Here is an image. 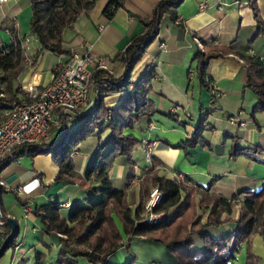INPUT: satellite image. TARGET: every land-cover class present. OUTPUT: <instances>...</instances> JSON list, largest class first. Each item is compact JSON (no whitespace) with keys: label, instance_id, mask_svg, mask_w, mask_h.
Masks as SVG:
<instances>
[{"label":"crops","instance_id":"obj_1","mask_svg":"<svg viewBox=\"0 0 264 264\" xmlns=\"http://www.w3.org/2000/svg\"><path fill=\"white\" fill-rule=\"evenodd\" d=\"M161 1L163 0H126L125 8L118 10L114 18L109 20L103 15L108 0H102L89 15L80 17L68 29L69 40L64 35L66 45L75 53H83L90 48L95 56L105 57L113 72L116 70L114 78L118 79L125 72V65L119 55L125 53L134 38L142 34L144 27L140 20L151 18ZM201 5H206V9L200 10ZM177 13V21L172 20L170 15L162 18L157 38L149 44L143 59L133 69L131 79L138 82L148 70H152L153 77L147 83V91L149 100L155 104L156 112L168 115L166 110L177 107L186 118H146L147 126H136L129 132L135 135L140 145L146 140H157L151 162L144 156L145 168L154 167L158 174L162 172V176L167 178L183 173L195 183L210 187L213 196L227 201H240V193L260 190L264 186V166L246 155H231L237 148L244 153H254L253 157L264 158V151L261 150L264 149V111L253 113L258 97L252 89L246 87L248 68L245 63L246 58L256 57L264 64V0H183ZM32 16V0H9L0 7V47L12 43V30L17 24L21 37L30 41L31 53L38 54L39 43L31 35ZM100 26H104V29L100 30ZM196 39L202 44L203 50L198 47ZM161 44L166 45V48L163 49ZM210 47L225 48L229 52L220 53L219 57L213 58L207 67L206 76L199 78V66L197 64L194 69V61L200 51L205 53V49ZM47 53L57 57L53 68L45 74L39 71L31 73L39 65L42 66L44 57H40L34 68H25L17 77L18 86L22 82H33L43 87L52 82L54 68L66 61L68 56L59 57ZM191 72L195 74L192 76ZM202 78L211 86H207ZM212 86L223 94L221 99L215 98L210 89ZM110 98L118 100L120 97L114 94ZM202 111H210L208 130L203 134L210 149L198 145L187 150L184 145L196 123L188 120L187 115ZM235 113L246 123L245 130H239L229 123V116ZM95 150L91 149L86 153L80 150L79 155L74 157L77 173L85 174ZM135 163L134 170H131L123 159H118L110 171L113 181L125 182L120 189L126 188L130 175L144 173L136 160ZM234 166L237 169L241 167L243 173L237 175L233 170ZM18 175L16 172L5 171L0 174L4 179L16 176L10 190L0 189L2 212L6 218L2 232L0 231V253L6 244L7 233H18L16 246L14 249H4L6 253L0 259V264H57L60 239L55 235H44L43 226L34 214L24 216L25 202L32 203L34 209L51 200L71 204V207L77 202L86 206L97 195L83 191L77 184L50 186L49 179L36 174L34 170L24 172L20 179ZM32 179L39 180V189L30 196H17L15 190ZM70 208H63V214L66 215ZM230 226H233L232 230ZM223 227L228 229L227 234L235 228L234 224H226L217 230H222ZM214 235L221 238L226 234L217 232ZM251 245L253 254L260 259L258 264H264L263 236H255ZM243 248L234 264L238 259L246 264V247ZM38 254H44V259L37 261ZM133 257L127 248H120L109 257L106 264H126L131 259L132 264H137ZM79 263L91 264L86 260H80Z\"/></svg>","mask_w":264,"mask_h":264},{"label":"trees","instance_id":"obj_2","mask_svg":"<svg viewBox=\"0 0 264 264\" xmlns=\"http://www.w3.org/2000/svg\"><path fill=\"white\" fill-rule=\"evenodd\" d=\"M99 1L32 0L31 35L39 43L34 66L43 52L59 57L73 56L75 52L66 45L65 32L80 17L89 15ZM125 2L126 0H108L103 15L109 20L113 19L118 10L125 8ZM182 2L183 0H163L151 18L139 17L144 27L142 34L136 36L125 53L119 55L122 60H125V56L128 57L127 69L118 79L111 77L105 80L102 79L104 73L99 74L102 99L97 102L93 111L74 116L72 122L76 118L78 124L73 133L68 125V129L43 147L24 146L17 153L22 158L52 153L53 161L60 170L50 186L77 184L83 191L97 195L86 206L80 202L72 207L70 204L71 208L69 207L66 215L62 211L64 204L57 200L35 207L33 214L40 220L43 234L55 235L61 241L57 264H80V260L91 264H106L118 249H129L131 240L135 237L164 243L177 255L179 264H234L242 254L243 246L246 247V264H258L260 261L253 254L251 244L257 234L264 238V186L260 190L239 194L240 220L231 233L218 238L210 229H218L228 223L230 218H224L223 214L232 215L234 205L222 197L212 196L210 187L195 183L196 188H184L175 178L152 173L154 167H151L143 169L146 178L142 183L143 189L137 195L128 189L132 175L128 177L125 189H116L110 176L118 159H123L134 170V152L140 141L129 131L134 130L143 118H151L156 113L155 104L149 100L147 91V83L153 77L152 70H148L138 82L131 79L130 73L143 59L149 44L157 38L162 18L170 15L172 20H178L177 10ZM228 52V49L219 47L206 48V54L200 51L196 56L199 78L206 76L207 67L213 58ZM245 63L248 68L246 87L252 89L258 97L253 113L264 111V64L256 57L246 58ZM24 71L18 45L12 41L9 45L1 46L0 111L7 107L6 99L18 97L17 77ZM114 94L120 97L118 107H113L106 101V98ZM200 115L193 133L185 142L184 148L187 150L198 145L210 149L209 142L203 137L208 130L210 111H202ZM108 130L111 134L105 144L96 148L85 174L79 175L75 171L73 153L89 136L96 134L101 137ZM231 155H246L254 162L264 165V158L253 157L255 154L252 152L244 153L236 148ZM185 177L187 181H193L190 177ZM154 187H158L162 193L160 203L154 208L155 214L175 210L179 216L171 214L166 221L149 225L143 223L142 214L145 198ZM27 203L28 201L25 202ZM133 205H136L134 210L131 208ZM203 208L207 210L203 211ZM17 238V231L8 232L5 249H14ZM5 253H0V259ZM36 258L37 261L43 260L44 254H38ZM126 264H132V259Z\"/></svg>","mask_w":264,"mask_h":264},{"label":"built area","instance_id":"obj_3","mask_svg":"<svg viewBox=\"0 0 264 264\" xmlns=\"http://www.w3.org/2000/svg\"><path fill=\"white\" fill-rule=\"evenodd\" d=\"M8 1L0 0V7ZM205 9L206 5L200 6V10ZM103 29L104 26H100V30ZM13 41L19 47L24 67L26 69L34 68L35 55L31 53L30 41L21 37L17 24L14 27ZM196 43L203 50L202 44L197 39ZM162 48L165 49L166 45L162 44ZM67 58L66 61L60 62L54 68V76L50 84L41 87L33 82H22L18 97L6 99L7 107L0 111V174L7 164L20 163L22 157H19L17 153L21 147L30 145L43 147L52 141L55 131L61 134L65 129H68L69 122H72L74 116L93 111L102 97L101 82L98 80L99 74L104 73L102 79H109L110 76H114V72L108 65V60L105 57L92 54L90 48H87L83 53L76 52ZM194 74L191 72L192 76ZM202 79L204 80V78ZM204 82L207 81L204 80ZM207 84L209 85V82ZM210 89L215 98L221 99L223 97V94L215 87L212 86ZM1 96L4 97V95ZM169 115L177 120L186 118V115L182 114L181 109L177 107L170 110ZM187 117L195 119L189 114ZM228 121L231 125L237 126L239 130L246 129V123L241 121L238 115L229 116ZM156 146L157 140H146L142 143V153L148 162H151L152 152ZM78 155L79 151L73 153V157ZM176 178L183 180L186 177L184 174L178 173ZM40 186L41 183L38 179H32L20 186L15 192L19 197L30 196ZM0 189L10 190V184L1 176ZM1 199L2 192L0 190V231L2 232L6 218L2 212ZM161 199L162 193L156 187L145 207L146 213L152 216L148 219L150 222L154 221V208ZM63 207L69 208L70 204H64ZM33 212L32 203L24 204L23 213L25 217L32 215ZM150 264L162 263L152 262Z\"/></svg>","mask_w":264,"mask_h":264},{"label":"rangeland","instance_id":"obj_4","mask_svg":"<svg viewBox=\"0 0 264 264\" xmlns=\"http://www.w3.org/2000/svg\"><path fill=\"white\" fill-rule=\"evenodd\" d=\"M100 1H102V0H100ZM67 31H69V30H67ZM67 31L65 32V36H66V39L69 40L68 38H69L70 34ZM29 38L34 44L36 43V45H38L36 40H32V39H34V38H32V36H29ZM41 57H44V61L41 64L42 66L39 65L37 67V69L33 70L31 73H33L35 71H39V72H44V74H45L46 72L51 70L57 62V57L54 55L48 54L47 52H43ZM127 62H128V57L125 56V60H123V63L125 65L124 66L125 70L128 67ZM197 64H198V61L195 60L194 64H193L194 69H195ZM114 73H116V70H114ZM131 73H130V75H131ZM110 77H112V76H110ZM196 79L198 80V78H196ZM19 88H20V86H19ZM249 93H251V92H249ZM101 99H102V97L100 98V100ZM106 101L108 103L110 102V105H112L113 107H118V104H117L118 100L117 99H115V98L111 99L110 97H108V98H106ZM173 108L174 107H170V109L165 111V112H167L168 115H165L164 113L156 112L153 115L154 119L157 120L159 118V116H162V117L165 116L168 119H170V118L174 119V117H171L169 115V112H170L169 110H172ZM194 113L190 112L188 114L192 115V117L195 118V119H191V120H194L196 122L195 123V126H196L198 124V121L201 118V115H199L200 112H196L195 114ZM159 114H161V115H159ZM235 115H236V113H235ZM188 120H189V118H188ZM77 124H78V122L76 121V118L74 119V122H71V121L69 122V127H70L71 133H73L74 130L76 129ZM190 124H193V123L190 122ZM141 125H143V126L148 125V121L146 118H143L137 124V128H139ZM58 134L59 133L57 131H55V133L53 135V139H56ZM110 134H111V131L108 130L101 137L96 135V134L91 135L80 143V145L77 147L76 151L81 150V152L86 153V151L89 152V151H91V149H96L98 147H101L105 144V142H106L107 138L110 136ZM144 156L145 155L142 153L141 145L139 144V146L137 147V149L134 152V160H136L138 162V166L143 168V169H145ZM142 159H143V161H142ZM257 164H259V163H257ZM259 165H262V164H259ZM262 166H264V165H262ZM32 170H34L36 172V174L37 173L42 174L43 176L47 177L49 179L48 185H51L54 182V179L57 176V174L59 173L60 169L53 161V154L49 153V154L38 155L34 158L24 157V158H22L20 163L8 164L3 171L9 172V173L16 172L19 174L18 178L20 179L21 174H23L24 172H27V171H32ZM233 170L237 173V175H239L240 172H241V174L243 173L241 167H239L237 169V166H234ZM154 172H156L155 168L153 169L152 173H154ZM79 175H81V174L79 173ZM159 175L162 176L164 174L162 172H160ZM176 175H177V173H176ZM132 177L133 178L128 183V185H130V186H128V189H129V192L136 193L138 195L140 193V191L143 189L142 183L144 182L146 175L142 173L139 175H132ZM9 178H6L5 180H8ZM173 178L177 179L183 185L184 188H187V189L196 188V184L194 181H187V178H183V180H179L178 178H176V176ZM51 179H53V181L50 183ZM113 184H114V187L116 189H120L121 187H123L125 185V182L124 181L122 182L121 180H116V181H113ZM154 189H156V187L152 188L149 192L148 197L145 198L144 211L142 214L143 223H147L149 225H152V224L162 223V222L166 221L168 219L169 215H171V214H173V215L176 214L177 216H179V214H177L175 210H170L169 212H165V213H161V214H154L155 215L153 217L154 221H152V222H150L148 220L152 216H150L146 213L145 207H146L147 202L150 200L151 193L153 192ZM183 195H184V192H183ZM6 197L7 196H5L4 200L6 199ZM214 197H216V196H214ZM6 202H7V200H6ZM228 202H230L231 204L234 205L233 206V214L229 216L228 213H224L223 217L224 218H230V221L226 224H231V225L234 224L235 225L236 222H238L240 220L241 207L239 205V201H236L234 199L229 200ZM135 207H136V205H133L131 207L132 210H134ZM206 210L207 209L203 208V211H206ZM232 227L230 226L231 230H232ZM221 229L222 230H217L216 228H211L210 232L213 235H214V233H217V232H222V233L224 232L225 234H227L228 229L226 227H223ZM257 235H259V234H257ZM128 251H130L134 255L133 259L134 258L136 259L135 262L136 263L138 262L137 264H150L152 262H159L162 264H179L177 255L175 253L171 252L169 250V248L167 247V245H165L164 243L151 242L149 240L140 239V238L135 237L131 240V246L128 249ZM235 264H242V262L240 261V259H238V261Z\"/></svg>","mask_w":264,"mask_h":264},{"label":"water","instance_id":"obj_5","mask_svg":"<svg viewBox=\"0 0 264 264\" xmlns=\"http://www.w3.org/2000/svg\"><path fill=\"white\" fill-rule=\"evenodd\" d=\"M16 180V176H13V177H11V178H9L8 180H7V183L8 184H11L13 181H15ZM140 225V224H139ZM7 243V242H6ZM4 249H5V246L3 247V250H2V252H4Z\"/></svg>","mask_w":264,"mask_h":264}]
</instances>
